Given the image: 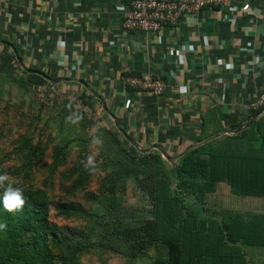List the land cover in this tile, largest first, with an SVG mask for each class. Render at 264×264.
Masks as SVG:
<instances>
[{
    "label": "rangeland",
    "instance_id": "obj_1",
    "mask_svg": "<svg viewBox=\"0 0 264 264\" xmlns=\"http://www.w3.org/2000/svg\"><path fill=\"white\" fill-rule=\"evenodd\" d=\"M5 45L0 42V176L8 180L0 187V253L21 233L14 241L44 246L50 264L161 263L167 250L154 239L151 187L166 172L175 185L173 172L151 158L131 160L110 135L115 121L92 95L38 76L29 78L30 87L17 83L16 48ZM120 138L129 152L139 151ZM185 152L163 158L187 176H207V159L182 158ZM9 184L25 199L11 212L2 203ZM203 202L221 221L235 215L264 221V198L237 196L225 185ZM258 237L264 240V233ZM245 252L252 264H264V246Z\"/></svg>",
    "mask_w": 264,
    "mask_h": 264
},
{
    "label": "crops",
    "instance_id": "obj_2",
    "mask_svg": "<svg viewBox=\"0 0 264 264\" xmlns=\"http://www.w3.org/2000/svg\"><path fill=\"white\" fill-rule=\"evenodd\" d=\"M126 5L0 0V42L20 49L30 73L93 95L141 148L158 145L170 157L197 145L204 115L223 127L225 115H251L248 104L264 91V0L206 7L153 33L124 30ZM145 72L167 83L163 97L123 80Z\"/></svg>",
    "mask_w": 264,
    "mask_h": 264
},
{
    "label": "trees",
    "instance_id": "obj_3",
    "mask_svg": "<svg viewBox=\"0 0 264 264\" xmlns=\"http://www.w3.org/2000/svg\"><path fill=\"white\" fill-rule=\"evenodd\" d=\"M11 48H16L15 55L11 57L23 60L20 49L16 46ZM26 68L36 70L30 66ZM28 70L18 66L14 71V80L27 87L31 85V76H38L47 82L45 73L31 74ZM259 111L251 112L243 120H238L234 114L225 115L224 127L214 115H204L195 137L197 145H189L182 158L188 155L205 157L208 168L205 177L194 178L177 166L168 167L169 163L158 150L142 153L131 146L134 151L129 152L120 138H125L124 135L116 128L110 131L113 140L131 160L151 158L174 174L175 185H172L166 172L158 175L151 187L155 202L154 239L167 250L159 264H252L246 256L245 247L264 246V240L258 237L259 233H264L260 231L261 225H264L263 217L247 219L235 215L232 220L224 218L221 221L207 214L203 206L204 196L216 192L220 185L228 186L237 196L264 198V113L238 134H223L208 140L219 133L243 127ZM123 129L126 130L125 127ZM125 143L129 144L127 140ZM32 213L35 218L40 216L41 211L34 208ZM20 234L15 233L11 245L1 251L0 264L51 263L44 246L42 249L33 241L25 244L15 242Z\"/></svg>",
    "mask_w": 264,
    "mask_h": 264
},
{
    "label": "built area",
    "instance_id": "obj_4",
    "mask_svg": "<svg viewBox=\"0 0 264 264\" xmlns=\"http://www.w3.org/2000/svg\"><path fill=\"white\" fill-rule=\"evenodd\" d=\"M235 0H127L122 27L125 31L157 32L165 26H176L185 16H195L206 7H225ZM242 1V0H239ZM244 1V0H243ZM127 86L154 97H163L168 85L150 72L123 77ZM253 112L264 109V91L247 106Z\"/></svg>",
    "mask_w": 264,
    "mask_h": 264
},
{
    "label": "water",
    "instance_id": "obj_5",
    "mask_svg": "<svg viewBox=\"0 0 264 264\" xmlns=\"http://www.w3.org/2000/svg\"><path fill=\"white\" fill-rule=\"evenodd\" d=\"M2 43H4V44H8V43H5V42H2ZM18 59V63L20 64V66L23 68V69H25V70H28L27 68H26V66L23 64V61L20 59V58H17ZM28 71H30V72H32L31 70H28ZM44 77L48 80V81H50L51 83H57L58 82V80H54V79H52V78H50L49 76H47V75H45L44 74ZM100 99H102L101 97H99ZM262 113H264V109H261L254 117H252L243 127H241V128H238V129H236V130H234V131H228V132H222V133H219V134H217V135H215V136H213V137H211L210 139H208V140H211V139H214V138H218V137H220L221 135H223V134H228V135H235V134H238V133H240V132H242V131H244L245 129H247L249 126H250V124L252 123V121L253 120H255L259 115H261ZM114 121H115V124H116V127H117V129L120 131V133H122L123 135H124V137L127 139V141H129V143L131 144V145H133L134 147H136L140 152H150L152 149H154V150H158L161 154H162V156L164 157V158H166L167 159V161H171L172 160V158L173 157H170L164 150H163V148L161 147V146H158V145H155V146H152V147H150V148H146V149H144V148H141L137 143H135L134 141H133V139L124 131V129H122L119 125H118V123H117V121H116V119H115V117H114ZM208 140H206V141H208ZM206 141H204V142H206ZM183 154V153H182Z\"/></svg>",
    "mask_w": 264,
    "mask_h": 264
},
{
    "label": "clouds",
    "instance_id": "obj_6",
    "mask_svg": "<svg viewBox=\"0 0 264 264\" xmlns=\"http://www.w3.org/2000/svg\"><path fill=\"white\" fill-rule=\"evenodd\" d=\"M6 180H8L6 175L0 176V187L4 186ZM2 203L4 208L9 212L22 208L25 204V199L22 195L21 189L13 188L11 184H9L2 198Z\"/></svg>",
    "mask_w": 264,
    "mask_h": 264
}]
</instances>
